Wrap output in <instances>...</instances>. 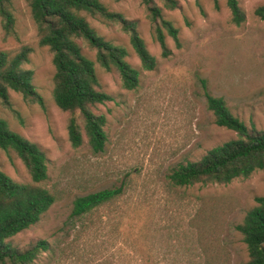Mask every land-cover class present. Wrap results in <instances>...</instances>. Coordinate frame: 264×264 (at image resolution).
<instances>
[{"label":"rangeland","instance_id":"374dc122","mask_svg":"<svg viewBox=\"0 0 264 264\" xmlns=\"http://www.w3.org/2000/svg\"><path fill=\"white\" fill-rule=\"evenodd\" d=\"M111 11L136 22V29L155 57L143 70L129 35L118 24L88 16L97 33L127 50V61L140 70L134 89L123 88L115 71L94 61L102 88L113 99L97 106L106 117L104 148L71 146L68 114L52 97L54 66L47 46L38 44L37 29L26 0H12L17 38L3 39L0 50L15 53L31 47L23 65L43 104L9 91L0 100V118L36 144L47 157L41 182L55 201L28 229L11 238L17 247L44 239L49 249L33 264H242L245 243L235 229L246 211L264 194V168L227 184L175 185L168 178L179 163L198 159L207 149L236 133L215 124L205 92L222 97L248 127L264 129V20L253 10L264 0H237L245 19L232 21L227 0H154L163 18L178 29V45L164 31L170 53L163 56L154 27L141 0H100ZM0 170L18 182L30 176L15 152L0 148ZM121 186L112 201L72 216L82 195Z\"/></svg>","mask_w":264,"mask_h":264},{"label":"trees","instance_id":"16d2710c","mask_svg":"<svg viewBox=\"0 0 264 264\" xmlns=\"http://www.w3.org/2000/svg\"><path fill=\"white\" fill-rule=\"evenodd\" d=\"M154 27L161 53H170L164 31L178 45V29L163 18L154 0H141ZM36 24L38 44L47 46L54 66L52 97L55 104L67 112L68 140L73 147L87 144L94 152L103 150L107 140L104 131L106 117L97 111L99 104L113 99L102 88L94 61L83 51L95 53V59L107 71H115L123 88L134 89L139 83L140 70L131 65L124 46L114 44L99 35L88 16L118 24L129 35L130 42L143 70L155 68V57L140 37L136 22L121 13L111 11L100 0H26ZM232 21H244V12L237 0H227ZM175 7L174 0H165ZM253 13L264 20V4ZM0 22L3 39L17 38L12 0H0ZM31 47L21 46L15 53L0 50V100L9 104V91L18 92L28 102L43 104L32 82L33 72L23 65L29 61ZM207 108L216 125L233 130L236 136L207 149L198 159L179 163L168 178L175 185L227 184L236 178H246L264 168V129L248 127L228 108L225 100L205 92ZM0 148L13 150L24 164L31 181L18 182L0 170V264H33L39 254L49 249L44 239L31 240L24 247L11 243L16 234L36 224L55 201V195L41 184L47 179V157L43 149L12 131L0 118ZM121 186L105 188L77 197L72 216H80L115 199ZM242 221L235 225L245 243L248 259L242 264H264V194L255 197Z\"/></svg>","mask_w":264,"mask_h":264}]
</instances>
